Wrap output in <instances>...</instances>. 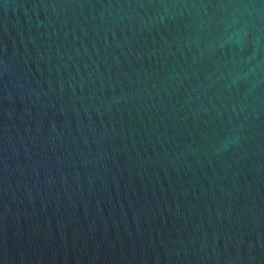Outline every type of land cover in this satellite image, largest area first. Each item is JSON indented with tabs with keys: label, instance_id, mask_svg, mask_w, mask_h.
<instances>
[{
	"label": "water",
	"instance_id": "1",
	"mask_svg": "<svg viewBox=\"0 0 264 264\" xmlns=\"http://www.w3.org/2000/svg\"><path fill=\"white\" fill-rule=\"evenodd\" d=\"M0 264H264V0H0Z\"/></svg>",
	"mask_w": 264,
	"mask_h": 264
}]
</instances>
